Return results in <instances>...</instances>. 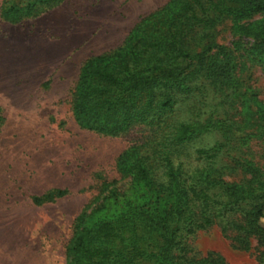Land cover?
Wrapping results in <instances>:
<instances>
[{
	"label": "trees",
	"instance_id": "1",
	"mask_svg": "<svg viewBox=\"0 0 264 264\" xmlns=\"http://www.w3.org/2000/svg\"><path fill=\"white\" fill-rule=\"evenodd\" d=\"M60 1L5 4L1 17L17 23ZM224 21L233 23L231 49L211 35ZM240 51L264 65V0H170L120 47L83 64L71 102L76 124L109 136L144 128L148 136L120 155L124 182H104L75 219L65 264H226L216 254L187 256L188 237L216 222L236 233L240 248L251 238L264 244L260 171L250 167L245 184L230 182L218 165L221 145L195 148L192 162L183 152L213 130L226 140L242 132L228 112L223 122L203 113L210 92L223 94L220 105L232 109ZM181 107L187 116H179ZM66 195L56 189L32 201L40 206Z\"/></svg>",
	"mask_w": 264,
	"mask_h": 264
},
{
	"label": "rangeland",
	"instance_id": "2",
	"mask_svg": "<svg viewBox=\"0 0 264 264\" xmlns=\"http://www.w3.org/2000/svg\"><path fill=\"white\" fill-rule=\"evenodd\" d=\"M33 1L0 0V264H65L77 216L104 182H124L117 161L147 130L109 136L80 128L71 110L73 92L89 58L120 47L143 18L170 0H61L17 23L1 17L5 4L23 8ZM232 28L231 21L222 22L211 31L214 42L231 49ZM235 57L241 87L230 96L232 109L220 105L223 94L209 91L203 113L223 122L228 112L242 132L226 140L213 130L183 152L192 162L195 148L221 145L223 178L245 184L250 167L264 178V65L243 51ZM181 110L179 116H187ZM56 189L67 195L33 204V197ZM260 224L264 229V219ZM235 235L216 222L188 237L187 256L264 264V244L251 238L240 248Z\"/></svg>",
	"mask_w": 264,
	"mask_h": 264
}]
</instances>
